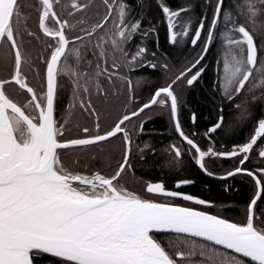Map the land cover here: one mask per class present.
Masks as SVG:
<instances>
[{"label": "snow or ice", "instance_id": "1", "mask_svg": "<svg viewBox=\"0 0 264 264\" xmlns=\"http://www.w3.org/2000/svg\"><path fill=\"white\" fill-rule=\"evenodd\" d=\"M92 2L0 0V73L9 66L13 69L9 78L0 77V264H39L45 255L57 258L60 264H246L244 258L251 264H264V218L255 212L264 193V175L242 167L258 139L264 137V117L257 120L254 135L243 146L229 152L211 147L205 151L183 130L181 99L175 91L201 78L205 71L201 62L219 36L224 41L219 81L223 95L240 111L241 118H254L256 105L252 102L264 101V46H258V41L264 40V0H205L208 5L214 4V10L198 57L177 69L147 102L124 114L104 134L99 132L92 97L107 96L105 82L114 85L119 80L126 84L131 103L135 99L133 81L122 70L159 68L167 75L174 66L157 60L156 53H149L143 44L131 51L129 44L134 37L147 38L155 28H144L141 19L130 18L133 9L127 0H101L104 12L98 22L90 23L91 16L76 18ZM158 4L167 20L169 42L175 44L178 36L188 35L191 23L189 20L183 32H176V18L191 7L173 10L163 0ZM57 6L67 18H61ZM33 13L38 14L39 29L53 41L46 44L51 51L42 58L46 65L43 76L38 72L33 75L31 55L23 50V40L18 41L25 35L36 36L29 30ZM95 15L100 16V11ZM207 20V15L200 18L191 39L193 47L201 41ZM66 30L83 35L69 36ZM148 55L153 59H147ZM58 77L67 78L71 93L59 120L55 116L60 94ZM139 85L137 80L135 87ZM257 89L260 96L255 95ZM237 98L240 103L235 102ZM153 106L170 111L181 142L198 154L196 163L207 175L214 174L205 166L206 157L244 154L239 166L221 177L246 173L255 181L257 191L247 206L244 224L193 207L155 201L126 186L123 176L131 169L132 137L144 131L146 121L140 120L132 129L126 122ZM29 108L36 114H26ZM77 110L96 118L94 135L71 138L81 131L90 133L74 119ZM219 111L221 115L209 132H216L224 124L223 107ZM192 119L195 122V114ZM118 134H122L123 155L114 173L107 177L99 172L86 174L89 165L81 162L80 155L63 151L96 145ZM150 147L145 144L139 150ZM167 151L174 159L182 157V149L176 144ZM258 155L264 157V147H259ZM257 172L264 174V168ZM193 182L179 180L174 187L180 189ZM142 191L211 206L210 201L167 189L162 181L145 182Z\"/></svg>", "mask_w": 264, "mask_h": 264}, {"label": "trees", "instance_id": "2", "mask_svg": "<svg viewBox=\"0 0 264 264\" xmlns=\"http://www.w3.org/2000/svg\"><path fill=\"white\" fill-rule=\"evenodd\" d=\"M129 1L131 2L130 5L135 8L136 16L142 20V26L144 28L154 27L158 30L161 41V51L158 52L159 60L174 61L176 62V66H178L183 61L189 64L196 59L200 53L199 48L203 46V39L206 36L207 24L212 17L214 4L208 5L205 3V0H163L173 10L191 7V11L189 12L196 16L191 18L190 34L196 27L195 20L198 16L207 15L208 17L201 42L197 43L195 47L190 46L189 55L185 56L180 49L167 43L168 24L160 9L158 0H127V2ZM227 2L230 3V0H227ZM97 10L100 11V16L95 15ZM103 12L104 6L101 4V0H93L91 7L82 14H85L84 17L91 16L92 20L90 23H95L102 19ZM182 14H187V12ZM63 16V18H67L66 13H63ZM80 16H76V18ZM29 30L36 33V36L30 37L25 35L22 38L18 37V41L23 40V50L31 55L32 63L35 65L33 75L38 72L43 76L46 65L42 58H47L51 51V49L46 48V44L53 43V41L51 38L44 36L43 32L39 29L38 14L36 13H33L29 21ZM220 30H223L222 25ZM36 37H39V39ZM142 39L144 40L143 45H146L148 48H154V32L147 38L142 37ZM223 43L224 41L217 36L212 45L213 49L210 51L211 62L215 57L216 61L220 62L219 64L215 65L212 63L213 65L204 72L200 82L194 84L191 88L183 90L182 85L177 87L180 88L179 92L184 95L185 105L187 106V108L182 109L183 117L187 124L190 121L189 110H192L196 115V126L206 128L208 125L214 124L217 117L221 115L220 108L223 107L224 109L223 115L225 120L222 127L216 132L218 134L213 136L199 134L196 138L198 146L205 151L209 147L217 152L232 151L234 147L240 146L243 142L250 140L257 127V120L264 117V108H261V104L264 101L252 102L256 105L254 118H241L240 111L235 109L233 103L224 97L219 84L220 76L222 75ZM258 46H264V40L258 41ZM181 68L183 67H175L167 75L161 69L160 72H152L156 74L153 77L155 84L147 87L146 91L151 90L158 84L166 85L169 79L175 76L176 70ZM12 71V67L9 66L3 73H0V77L9 78V73ZM58 85V90L60 91L59 82ZM67 93H69V85L65 82L63 92L57 98L56 112L60 107V103L64 107L65 101L69 99ZM248 95H251V93H248ZM255 95L260 96L261 90L257 89ZM235 102L240 103V98H237ZM118 107L115 105L111 110L107 107L105 109L107 113L113 114ZM29 110L31 111L32 109L29 108ZM159 111L163 113H160L157 118L151 120L149 123L144 124V130L148 131V133L144 136L141 148H144L145 144H149L151 147L145 148L143 152L132 147V169L123 176L126 186L140 193L147 180H163L167 185H171L179 180L189 179L194 181L192 185L187 187L189 192L206 201L213 202L212 208L208 211L209 213L244 224L247 219V205L256 190L252 178L244 174H238L225 180H215L205 176L197 167V154H195L194 150L189 151V146L181 142V138L173 128L170 116L162 109H159ZM120 140V137H116L110 143L99 146L73 148L64 151L80 155L81 162L89 165L86 174L91 175L94 172H99L101 175L107 177L114 173L118 163L121 161L124 145H122ZM258 140L264 141V137ZM173 144L182 149V157L178 160L173 158L172 152L167 151ZM258 149L259 146H254V149L249 153V159L245 162L244 168L252 170L260 176L264 174L258 173L257 170L264 168V157L258 155ZM92 156H96L97 159L91 160ZM240 159V156L230 159L206 157L204 163L206 168L213 174L223 175L236 167ZM255 212L264 218V193L258 202ZM244 259L246 260V264H251L246 258ZM39 264H60V262L57 258L45 255L39 261Z\"/></svg>", "mask_w": 264, "mask_h": 264}, {"label": "flooded vegetation", "instance_id": "3", "mask_svg": "<svg viewBox=\"0 0 264 264\" xmlns=\"http://www.w3.org/2000/svg\"><path fill=\"white\" fill-rule=\"evenodd\" d=\"M128 3L131 4L130 1ZM132 9H133V11L130 14V18H138L136 16V14H135V8H134V6L132 7ZM56 10H57L58 13L61 14V18H63L64 17L63 16V13L64 12L61 11V8L59 6H57L56 7ZM80 15L81 16H85V14H82V13H77L76 14V16H80ZM182 16H187V14H182ZM201 17L202 16L200 15L195 20L196 27L194 28V30L192 31V33L187 36V39H186L187 41L184 42L185 44L183 45V47L182 48H178V49H180L185 54V56L189 55L188 53H189V50L191 49L190 46H192V44H191V38L190 37L191 36H194L195 30H196V28H197V26L199 24V21H200V18ZM185 18L186 17H179V18H176V20L181 19V21H183ZM138 19H140V18H138ZM186 24H187V22H185V20L183 21V23H181V25H180V22H179L177 24V27L174 29V31L178 32L180 30V27L182 29H184V26ZM189 31H190V28H189ZM204 33H202V37H203ZM77 34L78 35H83V33H81V32H72V33H70V32H68L66 30V35L73 36V35H77ZM167 34H168L167 43L170 46H174L173 43H170L169 42V32H167ZM154 35H155V43H154L155 46H154V48L153 47L148 48L146 45L145 46L147 47L149 53L155 52L156 53V59L159 60V56H158L159 54H158V52L161 51V41H160V37H159L160 35H159L158 30L155 29ZM202 37H201V40H202ZM49 38H51V37H49ZM143 42H144V40L142 39V37L140 35H137L136 37H134L133 41L129 44V48L131 49V51L134 52L136 50V46L143 44ZM199 42H201V41H198V43ZM75 43H76V45H79L80 44L79 41H76ZM202 48H203V46H202ZM202 48H199L200 52H201V49ZM212 49H213V47L211 46L210 49H209V51H208V53L205 56V59L201 62L202 65L205 68V71H206V69H209L213 64L216 65L218 63L216 61V58L215 57H214L213 61L211 62L210 51ZM147 59L151 60V59H153V57H151L150 55H148L147 56ZM166 62H168L170 64V66H174L173 69L175 67H184L185 65L188 64L186 61H183V63L181 65L176 66V62H174V61H166ZM118 71H121V70H118ZM193 71H195V69ZM152 72H156V73L157 72H160V69L157 68L156 70H153V69H151L149 67H144V68H138V69H136L135 71H132V72H127L126 69L125 70H122V74L128 75L132 79V81H133L135 99L131 103L129 102V93H128V90H127V85L126 84H123L119 80H116L114 85H108L105 82V87H107V89H108V94H107L106 97L101 98L98 95H94L92 97L93 103H94V105L96 107V110H97V113H98V122L100 124V129H99L100 134H104L108 130H111V128L114 126V124L118 121L119 118H121L127 112H130V111L134 110L135 108L139 107L141 104L147 102L150 99L151 94L154 92V90L156 88L161 87V86H164V85L158 84L154 88H152L151 90L146 91L147 90L146 89L147 87H150V86H152V84H155V81H154L153 77L156 76V74L155 73H152ZM203 75H204V73L202 74L201 78L203 77ZM201 78L196 83L200 82ZM137 80L140 81V85H139L138 88L135 87V82ZM58 82L60 83V94H61L63 92V85H64V83L66 82L68 84V81H67V78L66 77L65 78H59L58 77ZM196 83H194V84H196ZM192 86H187L186 84H182L183 90L189 89ZM61 89H62V92H61ZM179 90H180V88H176L175 89L176 94L181 99V105H180V108H179V116H180V121H181L183 130L185 131V133L188 134L190 136V138L194 139V141L197 143V145H198V142H197V139L196 138H197V136L199 134L200 135L201 134H203V135H210V136H213V135L218 134L216 132H218L219 129L216 132H214V133L209 132V129L217 122L218 117L220 115L217 117L216 122L214 124L208 125L206 128H203V127L196 126V124H195L196 123V115H195V122H193L192 117H193V114H195V113L192 110H189V120L190 121H189V124L186 123L185 118L183 117L182 109L183 108H187V106L185 105V99L183 97L184 95L182 93H180ZM60 94H59V97L61 96ZM67 94L69 96V99H67L65 101L64 107L60 103V107H59L58 111L55 112V116H56V118L58 120L64 114L65 108H66V106L69 103L70 96H71L70 91ZM115 105L116 106H119L115 113L109 114V113L106 112L105 107H107L109 110H111L113 108V106H115ZM159 109L164 110V112H166V114H168V116H170V111L167 108H163V107H159V106H153V108L151 110H145V113H142L140 117H134L130 123L129 122H126V123H128V127L130 129H132L134 126L138 125L139 122H140V120H145L146 122L144 124H147L151 120L157 118L160 113L161 114L163 113V112L159 111ZM26 114L35 115L36 113L34 111L32 112V110L30 111L29 109H27ZM149 116L151 117V119H148ZM74 119L79 122L81 128L88 127L90 129V133H83L81 131L79 133V136L78 137L74 133L71 138H87L89 135H94L95 134L96 118L89 117V116H87L85 114H82V111L77 110L76 113H75ZM173 128H174V126H173ZM136 132H138V129H136ZM147 133H148V131H145L144 130L142 133L133 134V137L132 138H133L134 143H133L132 147L133 148H136V149H140L143 146L144 136L147 135ZM192 133H195L196 135L195 136H192L191 135ZM116 137H120V139H121L120 142H122V145H123L122 134H118ZM116 137H112V138H110L107 141L99 142L96 145L77 146L75 148H84V147L99 146V145H102V144L110 143L111 140H113ZM249 141L250 140H248L247 142H249ZM247 142H243L242 145H240V146H243ZM184 144H186V143H184ZM186 146H187V144H186ZM257 146L264 147V141L258 140L257 141ZM243 155L244 154H241L240 158ZM232 158H235V157H232ZM226 159H230V158H226ZM131 161H132V154L130 155V164H131ZM237 166H239V162H238ZM236 167H234L232 170H234ZM242 167H244V165ZM131 169H132V164H131ZM249 171H252V170H249ZM161 181L164 182L163 180H147L146 182H161ZM253 182L255 184V181L254 180H253ZM262 183H263V181H262ZM175 184H176V182L173 183V184H171V185H167L165 183V186H166L167 189H170V190H178V191H181L183 193L191 194L194 197L203 199V198H201V197H199L197 195L192 194L191 192H189L187 190V187L190 186V185H192V183L191 184H188L186 186H183L180 189H175V187H174ZM133 191H135V189H133ZM256 191H257V189L255 190V192H254L251 200L253 199ZM139 194L142 195V196H148V198L153 199L155 201L171 202V203H175V204L180 205V206L193 207L195 209H198V210H201V211H205V212H208L212 208V206H213V202H211V206H204V205H196L193 202L184 201V200H181V199H175V200H173L172 198H169V197H163V196H159V195L146 194L143 191H141ZM258 202H257V205H258ZM249 203H248V205H249Z\"/></svg>", "mask_w": 264, "mask_h": 264}, {"label": "rangeland", "instance_id": "4", "mask_svg": "<svg viewBox=\"0 0 264 264\" xmlns=\"http://www.w3.org/2000/svg\"><path fill=\"white\" fill-rule=\"evenodd\" d=\"M194 16H196V15H194V14H191L190 12H187V16H180V17H186L184 20H185V22H188L189 20H190V22H191V18H194ZM177 18H179V17H177ZM183 20V21H184ZM183 21H181V19H179V20H176V23L178 24L179 22H180V25H181V23H183ZM190 28H191V23H190ZM184 31V29H182L181 27H180V30L178 31V32H183ZM191 31V30H190ZM190 31H189V33H188V35L190 34ZM187 35V36H188ZM187 36L186 37H181V36H178L177 37V42L174 44V46L175 47H177V48H182L183 47V45L185 44L184 42H186L187 40ZM192 37L193 36H191L190 38L192 39Z\"/></svg>", "mask_w": 264, "mask_h": 264}, {"label": "water", "instance_id": "5", "mask_svg": "<svg viewBox=\"0 0 264 264\" xmlns=\"http://www.w3.org/2000/svg\"><path fill=\"white\" fill-rule=\"evenodd\" d=\"M110 139V138H109ZM197 158H198V154H197ZM197 167L199 168V170L205 175V176H207V177H209V178H211V179H215V180H225V179H222L221 177H224V176H226V174H223V175H212V176H209V175H207L200 167H199V165L197 164ZM240 174H244V175H247L246 173H240ZM248 176V175H247ZM250 177V176H249ZM228 178H230V177H228ZM252 178V177H251ZM227 179V178H226ZM253 179V178H252ZM198 210V209H197ZM209 214H211V213H209ZM247 259V258H246Z\"/></svg>", "mask_w": 264, "mask_h": 264}]
</instances>
